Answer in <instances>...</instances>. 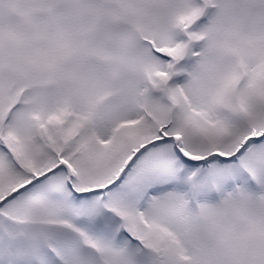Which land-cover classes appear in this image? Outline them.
<instances>
[{"label":"snow or ice","instance_id":"obj_1","mask_svg":"<svg viewBox=\"0 0 264 264\" xmlns=\"http://www.w3.org/2000/svg\"><path fill=\"white\" fill-rule=\"evenodd\" d=\"M0 264H264V0H0Z\"/></svg>","mask_w":264,"mask_h":264}]
</instances>
